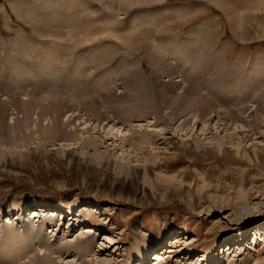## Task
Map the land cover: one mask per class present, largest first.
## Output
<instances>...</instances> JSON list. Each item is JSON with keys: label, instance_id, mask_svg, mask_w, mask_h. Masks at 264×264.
<instances>
[{"label": "rangeland", "instance_id": "374dc122", "mask_svg": "<svg viewBox=\"0 0 264 264\" xmlns=\"http://www.w3.org/2000/svg\"><path fill=\"white\" fill-rule=\"evenodd\" d=\"M216 1L164 0L146 8L134 7L135 11H146L148 8L181 6L186 7L189 14L175 16L174 21L166 25L171 30L165 32L166 35L154 34L151 23H142V33L138 37L140 41L134 39L132 46L130 43L124 46L122 41H118V51L100 64L97 57L108 50L100 49L104 52L94 58L99 48L79 47L81 45L77 40H81L82 35L70 28L71 36H76L73 40L77 41L75 51L80 53L85 49L88 53H93L94 58L92 65H87L85 74L76 76V84H73H80L78 87L81 89L77 88L81 91L75 92L76 90L67 91L61 87L72 76L70 66L65 70L61 69L64 74H56L59 78L47 77L60 81L51 89L43 90L45 87H40L33 79L35 74L40 76L43 71H33L35 67L39 64L42 68L47 66L42 49L33 44L36 39L42 38L37 34L41 25L37 20L41 18L39 7L45 0H0V116L2 111L5 112L4 121L12 129V136H15L12 144L7 143L1 148L5 158L0 161V229L6 226L15 231L21 227L22 231V224H27L28 218H33L34 223H37L41 221L39 219L55 217L61 230L55 232L54 229L52 232L51 228H46L42 241L39 243V239L36 240L41 248L37 250L36 246L34 253L39 256L47 255L58 264H66L74 258V263L80 264L75 253L64 251L65 255L63 253L64 256L59 259L54 251L63 248L65 241L69 240L72 241V251H76L81 242L75 244V241L83 232H87L89 239L95 238L92 248L99 252L98 256L112 259L107 264H155L149 261L153 255L173 246L175 253L166 255L160 264H212L211 260H215L213 264H264V86L256 92L251 89L255 82L264 80V0H230L239 6L237 30L240 29L242 33L248 31L244 40L234 37L230 21L214 4ZM109 7L107 0L91 3L88 9L93 8L92 12L97 13L96 15L80 8V11H86L83 12L86 22L83 25L87 22L96 24L92 25L93 29L97 27L95 30H102L107 27L104 23L107 19V24H111L110 29L123 30L125 27L117 26V23L126 20L128 15H118L114 5ZM130 10L133 8L127 11L130 13ZM32 21L35 24H30ZM69 22L75 23L73 18ZM107 36L100 35V45L97 46L101 47ZM184 37H189L193 47L186 51L183 60L175 58L179 53L178 49L162 48L163 46L152 43V39L161 43ZM128 45L132 48H128ZM70 48L65 49L63 54V61L68 60V63ZM39 52L40 57L37 55ZM118 60H130L134 65L122 67L125 62H121L115 68ZM136 65L148 83L154 70L172 73L175 68L174 81H183L186 85L208 92H219L220 100L229 103L230 113H246L247 118L258 112L262 114V119L252 129H235L229 125L223 130V127L217 128L214 122H209L206 127L202 123L195 124L193 128L191 122L182 133L176 129L181 122L178 121L173 131H162L164 133L157 136L154 145L138 152V159L135 160H139V163L134 162V159L122 161L110 158L100 164L94 156L98 152L112 149L108 144L121 143L118 140L115 142L113 134H109L107 128L102 131V126L95 129L93 126L90 131V137L97 141L98 146L95 148L80 145L82 142L79 141L76 145L74 141H63L59 152L58 145L52 146L55 142L38 146L36 142L27 139L28 133L34 131V125L44 127L48 123V120H36L39 110L46 107L47 101L34 99L38 103L37 109L24 115L22 105L25 106L24 102L29 100L32 93L37 94V98L53 95L68 98L71 95L77 99L78 105H100L105 111L114 114L126 111L129 118L125 115H121V118L131 126L141 122L147 129H152L154 126L150 121L160 124L158 118L163 112L161 113L159 104L154 99L151 101L145 98L139 102L136 101L137 98L133 97V101V98L126 95L130 82L128 73L135 71ZM112 68L115 70L111 72L112 83L96 93L88 94L89 85L94 83L95 77ZM18 71L21 75L16 74ZM24 71L27 73H23ZM15 75L22 80L27 77L29 84H24L26 87L23 86V89L17 88ZM161 79L160 83L166 84V75ZM102 83L99 84L100 87ZM172 83L171 87L178 89V84ZM112 100L113 104L110 102ZM9 101L14 103H8ZM239 103H243V106L237 108ZM142 112L146 113L144 117ZM213 112L210 110L209 114L213 115ZM17 122L21 125L18 130L14 124L17 125ZM11 138L10 136V142L13 141ZM76 138L78 137H74L75 140ZM217 139L224 142L220 151L215 148ZM127 144V147L131 146V142ZM119 151L116 148L111 154H120ZM135 155L134 153L133 156ZM152 155L158 156V160H155L154 165L146 166L148 175L147 179H143L141 164L144 159L153 160ZM118 165L127 169L131 167L132 170L124 172ZM3 170L9 171L10 177ZM26 203H38L37 212L36 208L27 209L26 216H21L20 209ZM63 207H73L79 212H93V215L87 217L89 222L85 223L89 225L88 229L82 231L86 227L79 222L78 212L74 213L73 226L70 228L71 223L68 222L72 215L69 218L66 213L64 215L59 210ZM60 214H63V221L59 218ZM10 224L13 227H9ZM47 239L49 241L44 242ZM62 239L64 241L60 244L59 240ZM9 242L13 243L11 240L5 243ZM217 242L220 243L217 251L210 255L209 260H203L206 249ZM3 248L1 249H8ZM139 248L145 251L146 261L135 253ZM186 251L189 254L185 255ZM33 255L30 253L19 261L29 263ZM9 258L10 256H4L2 261L7 262Z\"/></svg>", "mask_w": 264, "mask_h": 264}, {"label": "bare ground", "instance_id": "6f19581e", "mask_svg": "<svg viewBox=\"0 0 264 264\" xmlns=\"http://www.w3.org/2000/svg\"><path fill=\"white\" fill-rule=\"evenodd\" d=\"M102 1L103 0H45V3L39 7L42 11L39 9L40 11L39 14L41 18L37 20V22L38 24L40 23L41 25H40L39 33L37 34H39L38 37L41 36L44 39L38 38L36 39V41L33 40L34 41L33 44L39 45V47L42 49L41 53L44 56L43 60L46 62L47 66L42 68V65L39 64L37 67H35L33 71H35L36 69L37 70L42 69L43 71L40 76H36L35 74V76H33V79L37 81L36 83H38V85H41L40 87H45L43 88V90L45 89L47 90L48 88L51 89L60 83V81L58 82L59 79L57 80L54 79L55 81H53V79L50 80L47 77L52 76L53 78V76H56V74L62 75L64 73H62L61 69L64 68L65 70L69 68L70 66L72 67V71H71L72 76L67 78L64 82V85H62L61 87L62 89H65L67 91L76 90L75 92H77L78 88L79 89L81 88L78 87V85L80 84H77V85L73 84L74 81L75 82L77 81L76 76H81L85 74L87 65H92L91 62L93 61V59L96 58V56H98L100 52L102 53L104 52V51H100V49L103 50L104 48L108 50V52L97 57V61L99 62V64L106 62L109 57H112L113 53L116 52V50L118 51V49L120 48V45L117 44L118 41H122L121 43H123L124 46H126L129 43L132 46V43L134 42V39L136 38H137L136 41H140L138 37L142 33V30H141L142 23H147V22L151 23L153 26L154 34L166 35L164 34L165 32H171L169 27L167 28L166 25L174 21L175 16H186L189 14V10L186 7H181V6L180 8L178 6H174L173 8L163 7L159 9L148 8L146 11H135L134 10V7L145 6L146 8V7H149V5L152 6V4L154 3L156 4L162 3L164 0H107L110 3V7L113 5L116 7L115 9L118 12L117 13L118 15H124V14L128 15L126 20H123L117 23V26H122L123 28L124 27L125 28L123 30L110 29L109 26L111 24H107L108 23L107 19L105 20L106 22H104L106 23L105 26L107 27H105L102 30H99V29L95 30L97 27L93 29V26H95L96 24L95 25L91 23L88 24L87 22V24L83 25V23L85 22L83 18V12H86V11L85 10L80 11V8L86 9L87 11L92 12L93 8L88 9L90 8V4L93 2L101 3ZM170 1H173V0H170ZM177 1H182V0H177ZM216 2L217 3H214V4L218 8H220V10L223 11V13L226 15V17L230 21L231 28H232V34L234 35V37L239 40H244L245 39L244 36L248 34V31L245 33H242L240 32L241 31L240 29L239 31L237 30V24H239L238 23L239 6L236 4H233L230 0H219V2L218 1ZM131 8H133V10L132 11L130 10L131 12L129 13L127 10ZM94 14L96 15L97 13H94ZM70 18H73V21H75V23L69 22ZM30 24H35V21H32ZM162 26H164V28H162ZM78 27H81V28H78ZM69 29L72 31H75L79 35H82L81 40H77L79 41L81 45L79 47L85 48L86 46V47H92L94 49L99 48L97 53H95L94 58H92L93 53H88L87 51H85V49L84 50L82 49L83 50V51L81 50L82 52L79 51L80 53L75 51L77 41L74 42L73 40L76 38V36H71ZM102 34L108 35V36L106 37L107 40L104 43H102V46L100 47L97 45L98 44L100 45L99 37ZM111 38L115 39V41L117 42H112L113 40ZM188 38L184 37L182 39H179L176 41H170V42L162 41L161 43L157 39H152V43L156 44L157 46H163L162 48L178 49L179 53L178 55H176L175 58H177V60L179 59L183 60V56L187 54L186 51H188L189 48L193 47V42L189 41ZM170 39L172 40V38ZM126 41L128 42L126 43ZM72 42L73 44L71 45ZM68 43L70 44L68 45ZM130 45H128L127 47L129 48ZM131 46L130 48H132ZM69 47H71L70 48L71 50L69 51L70 62L68 63V60L63 61L65 57V55L63 54H64V50L67 48L69 49ZM62 48H63V51H60ZM44 50L46 51L45 54L43 53ZM134 50L135 49H132V51ZM125 52L129 53V55H133L131 52H128L126 50ZM41 53L39 52L37 55L39 56L41 55ZM121 60H118L117 63H115L114 65L115 68L118 67L120 64H122L121 62H125ZM129 64L130 65L132 64L130 60L123 63L121 66L122 67L129 66ZM134 68H135V71L131 70L128 73L129 74L128 76L130 77V82L128 86V91H126L127 92L126 95L129 96V98L130 97L137 98L136 101H139V102L144 101L145 98H149L151 99V101L152 99H154L159 104V107L161 109L159 110L161 111V113L163 112V115L162 116L160 115V118H158L161 121L160 124H158L157 122L153 123V121H150L152 122L150 124L154 126V128L147 129L144 126V123H141V122L140 124H137L134 126L128 125L121 118V115H125L129 118V114L126 111H121L118 114H114V113L109 112L108 110L105 111L102 108L103 106L100 107V105H95V104L89 105V106L78 105L76 101L77 99L73 98L71 95H69L68 98L64 96H57V95H53L50 97L41 96L37 98L38 95L35 93H32L30 95L29 100H26V102H24L26 103L25 106L22 105V110L25 111L24 115L25 114L29 115L30 112L33 111L37 107L38 103L34 99L44 100L45 102L47 101L48 103L45 105L46 106L45 108L39 110V115L36 116V120H38V122L48 120V123H46L44 127H42V125L41 126H37V124L34 125V131L31 130V132L28 133L27 139L31 142L32 141L36 142L38 146H45L48 143L52 144L53 142H55L56 144L52 146L58 145L57 150L62 148L63 145L62 146L60 145H61V142L63 141L66 143L74 141V144L77 143V141H79V142H82L80 143V145L85 144L89 147L95 148L98 146L97 141L96 139L90 137V131L93 126H94V129L95 127L99 128L100 126H102L103 128L102 131H104L105 128H107L108 133L113 134V138L115 139V142L118 140V141H121V143L120 144H108L109 146L110 145L112 146V149L106 150V152H100V153L98 152V154L94 156V158L101 164L110 158H113L116 160L121 159L122 161H126V160L129 161L132 159L135 160L137 158L138 152L145 150L147 147H151L152 145H154V143L156 142L157 136H160L164 133L162 131L167 130V129L168 130L171 129V131H173L174 130L173 127L178 121H181V122L176 127V129L182 133L183 131H185L186 127H189L191 122H193L192 123L193 128L195 124L202 123L203 126L206 127V124H208L209 122L210 124L214 122L217 128L223 127V130H225L226 127L229 125L234 126L235 129L239 127L241 128L248 127L252 129L259 122V120L262 119L261 118L262 114L260 115V113L254 112L253 113L254 115L252 114L250 116H247V118H250V121H247V118H245L246 113L237 114V113H230L229 112L230 110L228 111V108H230V105L229 103L227 104L220 100V98L218 97L219 92L218 93L208 92L207 90L201 89L199 87H193L190 84L186 85L183 81H177V80L174 81L173 78L176 74L175 68H174L175 70L174 69L172 70L173 71L172 73L160 72V71L154 70L153 74H151V78L149 82L150 84L146 80L145 76L143 74H140L137 65ZM112 70L113 68L109 71L102 72L101 74L96 76L94 79V83L89 85L90 91L88 92V94H90V92L96 93V91H98L99 89H103L109 86V84L112 83V73H111ZM23 73H27V72L24 71ZM16 74L21 75L20 71L16 72ZM17 75H15L16 77L14 78V82L18 84L16 85L17 88L23 89V86H25L24 84L27 85L28 83L27 77L24 78V80H22L21 77ZM163 75H166L167 77V80L165 79L166 84L160 83V79L163 77ZM57 77L59 78V76H56V78ZM102 81H104V83H102ZM172 82L174 84L176 83L178 84L179 86V87L177 86L178 89L177 88L173 89L171 87L170 83ZM100 83L103 84L102 85L103 87L102 86L100 87L99 85ZM34 85H37V84H34ZM98 85L100 88H98ZM262 86H264V80L255 82L252 85L251 89L253 90V92H256ZM78 91L80 92L81 90H78ZM5 101L6 100H4V102ZM133 101H134V98H133ZM110 102L111 104H113L114 100ZM8 103H14V102L9 101ZM122 103H124V101ZM242 104L243 103L241 104L239 103L237 108L241 106ZM137 105H138V102H137ZM210 110L214 111L213 115L209 114ZM3 114H5V112L2 111L1 116H0V161L5 158L4 151H1V148L7 143L12 144L15 141L14 140L15 136L14 137L12 136L14 133L13 134L11 133L12 129H10L5 123L4 121L5 118ZM145 114H146L145 112H142V117H144ZM18 122H17V125L16 123H14L17 130L19 126H21L20 123L18 124ZM204 127L203 129H205ZM203 129H202V132H204ZM6 131H7V136H6ZM75 132H78L77 133L78 136L75 135ZM10 136L12 137L11 140L13 139V141L11 142L9 139ZM74 137H78V138H76L75 140ZM127 142H131V146L127 147L128 146ZM223 143H224L223 140L217 139L215 148L220 151ZM24 147H26V145ZM116 148L120 150L119 151L120 154L116 155V152L111 154V151H114ZM59 152L61 151L59 150ZM134 153L136 154L135 156H133ZM151 158L153 160L150 161L148 159H144L143 163L141 164V167L143 170V179H147V175H148L147 174L148 168L146 166H148V164L154 165L156 163L155 160H158V156L156 155H152ZM134 162L139 163L140 161L135 160ZM118 168H120V170L123 169L124 172H127V170L129 171L132 170L131 167H128L129 169H127L123 165L121 166L118 165ZM149 170H150V167H149ZM3 173L7 174L10 177L9 171L3 170ZM86 201L88 200H85V202ZM262 201L264 202V199ZM38 205H39L38 203L24 204V206H22L20 209V213H22L21 216H24V217L26 216V213L28 212L27 209L33 210L34 208H36L35 211L37 212V208L39 207ZM59 210L62 211L64 215L66 213L68 218L70 217V215H72V218H69V222H68V223H71L70 228L73 226L74 213L78 212L77 214L79 217L78 218L79 222L82 223V225L86 227L85 229H82L81 227L82 231L88 229L89 225L85 223H87L88 221L87 217L90 215H93V212L91 211H87V212L80 211L79 212L78 209H75L73 207H68V208L63 207L62 209L59 208ZM63 214L59 215V218L62 221L64 220ZM9 215L11 217L13 216L10 213ZM36 217H38V215H36ZM39 220L41 221L37 222L38 223L37 224V223H34L33 218L31 219L28 218L27 224L26 223L22 224V228H23L22 231H21V227L20 229H17L15 227L16 230L12 231V230H9L8 227L6 226H2L4 228L0 229V240H2L1 241L2 243L0 242V264H58V263H55L56 260L51 259L47 255H44V256L36 255L37 253L36 254L34 253L35 251L34 249L36 248V246H37V250L41 248L40 245L37 244L36 240L39 239L40 240V241L38 240L39 243L42 241L41 237L44 235L43 232L44 230H46V228L47 229L51 228L52 232L54 231L57 232L61 230L60 224L56 223L55 217L53 216H49L47 219L43 218ZM11 224L9 227H13L11 226ZM86 233L83 232L80 235V238L76 239L75 244L78 242H81L76 251H72L73 249V245L71 244L72 241L69 240V241H65L66 245H64L63 248L56 249L54 253L58 256L59 259H61V257L65 255L64 251L68 253L70 252L71 254L75 253L74 256L78 258L77 261L80 262V264H107L109 263L112 259L108 257L104 259L100 255L99 257L98 256L99 252L94 251L92 248L93 242L95 243V238L93 239L92 237L91 239H89L86 236L87 235ZM64 239L59 240L60 241L59 243L61 244V242L64 241ZM10 240L13 242V243L11 242L12 244H10V242L8 244L5 243ZM48 241L49 239L45 240L44 242H48ZM15 242H17L18 244L15 245ZM175 244L176 242L173 245ZM219 245L220 243L217 242L209 246L206 249L202 257L203 260L204 259L209 260L210 255L214 253L215 251H217ZM56 246L58 245L56 244ZM3 247H7L8 249L5 248L6 251L2 250L1 248ZM50 250H53V249L51 248ZM163 252L164 250L158 253L156 252L153 255L154 257L152 258V260H149V261L155 262V264L162 263L166 255H168L169 253H175L174 246L169 247L168 250L164 252V254H162ZM30 253L34 255L32 256L33 257L32 259H29V263H21V261H19V259L20 260L25 259L26 256ZM135 253L137 254V256H139L140 259H142L143 261H146L145 251L143 249L139 248L138 250L135 251ZM187 254H189V251L185 252V255ZM4 256H10L7 262H5L4 260L5 258L3 259L4 262L2 261V258ZM74 259L73 261H68L66 264L74 263L75 262ZM211 263L212 264L215 263V260H211ZM74 264H77V263H74Z\"/></svg>", "mask_w": 264, "mask_h": 264}]
</instances>
